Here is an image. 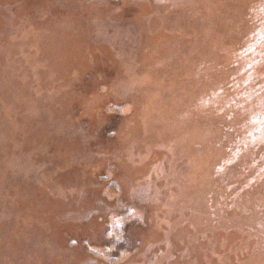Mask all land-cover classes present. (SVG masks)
Wrapping results in <instances>:
<instances>
[{
	"label": "rangeland",
	"instance_id": "obj_1",
	"mask_svg": "<svg viewBox=\"0 0 264 264\" xmlns=\"http://www.w3.org/2000/svg\"><path fill=\"white\" fill-rule=\"evenodd\" d=\"M0 264H264V0H0Z\"/></svg>",
	"mask_w": 264,
	"mask_h": 264
}]
</instances>
